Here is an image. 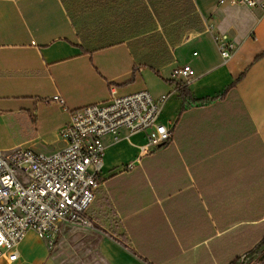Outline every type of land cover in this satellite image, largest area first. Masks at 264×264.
<instances>
[{"label": "crops", "instance_id": "0c3cea01", "mask_svg": "<svg viewBox=\"0 0 264 264\" xmlns=\"http://www.w3.org/2000/svg\"><path fill=\"white\" fill-rule=\"evenodd\" d=\"M222 35L234 44L227 59L214 43ZM182 65L188 81L173 76ZM139 91L166 96L170 142L140 154L145 134L104 135L94 228L77 239L63 226L54 243L27 232L18 260L0 264L259 263L264 12L231 0H0V123L26 149L63 148L69 116L54 96L72 111Z\"/></svg>", "mask_w": 264, "mask_h": 264}, {"label": "built area", "instance_id": "2783aa9c", "mask_svg": "<svg viewBox=\"0 0 264 264\" xmlns=\"http://www.w3.org/2000/svg\"><path fill=\"white\" fill-rule=\"evenodd\" d=\"M231 5L264 12L260 0H231ZM223 59L234 44L224 35L214 36ZM189 65L173 70L174 77L188 81ZM69 120L60 132L63 148L53 154L32 150L0 151V256L8 263L18 260L17 247L27 232L46 236L54 243L64 225L93 229L87 211L100 185L104 146L101 138L119 128L128 134H145L140 154H150L169 143L172 132L159 122L166 96L153 99L147 91L112 97L107 104L72 111L58 96L52 98Z\"/></svg>", "mask_w": 264, "mask_h": 264}, {"label": "rangeland", "instance_id": "374dc122", "mask_svg": "<svg viewBox=\"0 0 264 264\" xmlns=\"http://www.w3.org/2000/svg\"><path fill=\"white\" fill-rule=\"evenodd\" d=\"M19 131L16 130L14 127L8 125V124H3V123H0V141L2 142L3 144V147L5 149H9V150H13V149H18V150H24L26 149V146L25 144H23V139L22 137H19ZM64 226H67V225H64ZM74 228V232H75V236L74 238H77V239H81V236H82V232L80 231V228L77 227V226H72ZM66 229L62 227V232ZM61 232V233H62ZM58 240V239H57ZM56 240V241H57ZM73 244V242H72ZM60 246V244L58 243L56 245V248H58ZM75 247V245L73 244L72 246V253L73 255H75V253L77 252V248ZM264 263V259L259 262V263H255V264H263Z\"/></svg>", "mask_w": 264, "mask_h": 264}, {"label": "trees", "instance_id": "16d2710c", "mask_svg": "<svg viewBox=\"0 0 264 264\" xmlns=\"http://www.w3.org/2000/svg\"><path fill=\"white\" fill-rule=\"evenodd\" d=\"M234 85H235V83L232 84L229 88H232ZM179 92H180V96H181L183 102L185 103V102L188 100L189 96H190V95H189V92H188L187 90L183 89V88H179ZM197 102H199V101H197ZM193 103H196V102L193 101ZM165 145H166V144H165ZM260 247L263 248V249L261 250V254H263V253H264V240H263L262 243L260 244ZM261 254H260V255H261Z\"/></svg>", "mask_w": 264, "mask_h": 264}, {"label": "water", "instance_id": "95a60500", "mask_svg": "<svg viewBox=\"0 0 264 264\" xmlns=\"http://www.w3.org/2000/svg\"><path fill=\"white\" fill-rule=\"evenodd\" d=\"M263 259H264V253L259 256L258 261L261 262Z\"/></svg>", "mask_w": 264, "mask_h": 264}]
</instances>
